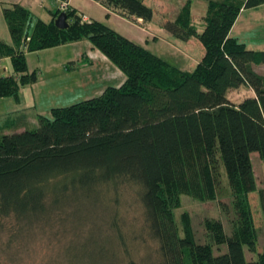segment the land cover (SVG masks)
Here are the masks:
<instances>
[{"label": "trees", "instance_id": "trees-1", "mask_svg": "<svg viewBox=\"0 0 264 264\" xmlns=\"http://www.w3.org/2000/svg\"><path fill=\"white\" fill-rule=\"evenodd\" d=\"M56 1L51 21L36 19L31 31L28 8L2 7L12 41L0 39V58H10L13 73L0 76V98H17L21 87L37 81L26 52L81 39L125 80L98 96L52 107L50 117L38 115L33 129L5 132L21 116L2 118L0 235L102 210L125 248L127 237L156 245L152 264H264V248L255 259L244 252L257 251L256 223L264 226V188L257 185L250 157L257 152L264 160V73L254 68L264 64V50L247 49L229 35L240 12L264 0H205L201 32L191 22V0L174 19L158 21L144 0H96L132 22L153 21L180 40L198 38L204 53L192 71L170 65L103 22L84 19L69 0L64 9ZM60 12L66 14L64 29L54 25ZM241 87L253 95L234 104L227 93ZM127 191L142 208L145 235L121 231ZM181 194L201 201L230 197L231 208H222L237 213L236 220L239 210L240 221L227 234L220 220L204 219L207 240L198 243L188 213L180 215L181 228L175 218ZM223 244L226 251L214 254L213 247Z\"/></svg>", "mask_w": 264, "mask_h": 264}, {"label": "rangeland", "instance_id": "rangeland-1", "mask_svg": "<svg viewBox=\"0 0 264 264\" xmlns=\"http://www.w3.org/2000/svg\"><path fill=\"white\" fill-rule=\"evenodd\" d=\"M0 1L3 2L0 6H11L12 2H16V0ZM25 1L28 2L29 0ZM186 1L144 0L145 4L153 9L154 21L161 18L174 19ZM21 3L28 5L24 1ZM69 4L78 13L87 14L95 20L103 22L126 38L138 40L140 45L151 53L181 70L192 71L203 56L204 48L198 38L192 37L187 41L180 40L153 21L147 24H138L123 20L113 14L107 15L106 10L98 2L92 0H69ZM29 6L32 8L33 15L29 28L31 31L36 19L48 21L51 16L50 11H55L59 4L56 0H39L37 4L34 3L33 5L32 3ZM0 10V39L3 40L4 38L5 40L9 34L2 8ZM206 10L207 1L191 0V22L198 32H201L205 26ZM229 35L237 38L247 49L264 50V3L256 8L243 9L233 24ZM58 52L61 50L48 48L43 53L36 51L25 53L28 68L30 71L34 69L38 76L39 82L35 84V91L33 92L36 101H33L32 94L28 91L29 88L22 90L24 96L21 102L16 101L15 97L0 98V117L5 113L14 114V111L25 109V113L29 117L28 128L33 129L38 126L39 114L50 117L49 110L52 107L68 106L83 99H71L68 93L62 92L58 88L51 90L52 88L48 84L49 79H47L46 63L49 58L51 61L55 60L58 57ZM10 65L11 61L8 59V66ZM254 68L256 72L264 73V64L254 66ZM10 69H12V65L8 69H3L0 66V76L9 75L12 72ZM58 78L61 77L56 76L54 80ZM250 95H253V91L247 87L230 90L227 93L228 99L234 104H238ZM15 115H20V113ZM250 157L257 185L264 188V160L259 157L257 152H252ZM130 194V191L124 192V202L121 205L123 220L120 221V228L126 235L139 233L143 226L142 208L137 201L129 196ZM231 200L230 197H223L201 201L192 196L181 194L180 206L174 210L175 218L181 228L180 215L187 212L196 242L203 243L207 240L203 225L204 219L220 220L223 230L227 234L231 232L234 224L239 223L240 214L237 204L239 220H236L237 213L233 210L226 213L222 208L225 206V208L230 209ZM254 206L253 203L252 207L254 208ZM100 211L101 214H106L105 218L98 214L97 210H94L84 219L79 217L70 219L64 224L53 223L44 227L40 226L39 223H34L31 228L24 230L23 233H15L12 236L9 233L1 234L0 264H132V262L133 264H152L157 255L156 245L151 241L146 240L144 242L141 238L131 242L127 237L125 248L124 244L118 240L114 227L108 221L109 213ZM256 224L258 230L257 251L251 253L244 247L245 257L248 260L255 259L257 253H260L264 248V226H261L259 221ZM89 233L93 235L90 236ZM141 234L145 235L144 231H141ZM85 239H88L89 242H84ZM101 251L103 254L100 255ZM213 251L214 254L224 252L226 245L219 246V250L214 246Z\"/></svg>", "mask_w": 264, "mask_h": 264}, {"label": "crops", "instance_id": "crops-1", "mask_svg": "<svg viewBox=\"0 0 264 264\" xmlns=\"http://www.w3.org/2000/svg\"><path fill=\"white\" fill-rule=\"evenodd\" d=\"M22 1H24V3L28 5L22 4L21 3ZM38 1L39 0H29L28 2H26L25 0H16V2H12V4L19 3L23 5L24 7L28 8L32 12V8L29 5H31L32 3L33 5L34 3L37 4ZM92 1L97 2L96 0H92ZM1 3L3 2L0 1V4ZM2 7L3 6H0V9ZM103 8L106 10V12H108V15L113 14L115 16L120 17L123 20H127L123 18L122 16H120L119 14L113 11L107 10L105 7ZM82 15L84 16V18H87V19L88 18L94 19L87 14H82ZM51 19H52V16H50L49 20L46 22L51 21ZM136 22L138 24L140 23L147 24V23L142 22L141 19H137L135 23ZM8 34L9 36L7 35V38L5 40L3 38V41L7 43H11L12 40H11L9 30H8ZM128 38L140 44L138 40H134L130 37ZM50 48H53L54 50L56 49L61 50V52H58L57 54L58 57L55 60L51 61L49 58L46 63L47 79H49L48 84L51 86L52 88L51 90H53L54 88L56 89L58 88L62 92L68 93L71 99H74V100L79 99V98L87 99V98H91L94 96H98L99 94L102 93V91L107 86L118 87L125 80V75L121 72V70L117 68L104 54H102L99 50L94 48L88 40L81 39L78 41L68 42V43H64V44L57 45V46L50 47ZM45 49H48V48H45ZM45 49H41L36 52L43 53ZM8 59L10 58L9 57L0 58V66L3 67V69L11 68V65L8 66ZM10 70L12 71L10 72V74H12L13 70L12 69ZM56 76H60L61 78L54 80V77ZM38 82L39 81L37 78V81L35 83L21 87L19 90L18 97L16 98V101L21 102L23 100L24 95L22 93V90L23 89L27 90L28 88H29L28 91L30 92V94H32L31 97L33 98V101H36L34 98L35 96L33 95V92L35 91L34 86ZM73 92H75L77 96ZM11 97H2V98L8 99ZM14 112H15L14 114H11V112L9 113L3 112L5 114L4 115L2 114V116L0 117V123H1V120L3 117L8 116V115L16 117L17 115L15 114L20 113L21 119L17 121L16 123L17 125L11 128V130H4L5 132H10L13 130H23L24 128L29 127L28 126L29 117L27 113H25V109L17 110Z\"/></svg>", "mask_w": 264, "mask_h": 264}, {"label": "water", "instance_id": "water-1", "mask_svg": "<svg viewBox=\"0 0 264 264\" xmlns=\"http://www.w3.org/2000/svg\"><path fill=\"white\" fill-rule=\"evenodd\" d=\"M54 25L60 29H64L68 26L65 12H60L57 15V17L54 19Z\"/></svg>", "mask_w": 264, "mask_h": 264}, {"label": "built area", "instance_id": "built-area-1", "mask_svg": "<svg viewBox=\"0 0 264 264\" xmlns=\"http://www.w3.org/2000/svg\"><path fill=\"white\" fill-rule=\"evenodd\" d=\"M59 2H60V7L62 8V9H64L65 7H66V5H67V1L66 0H58Z\"/></svg>", "mask_w": 264, "mask_h": 264}]
</instances>
